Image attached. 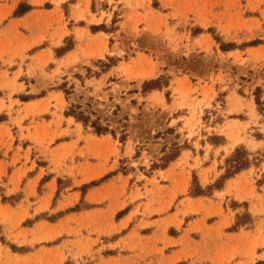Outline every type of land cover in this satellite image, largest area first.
Returning <instances> with one entry per match:
<instances>
[{"label":"rangeland","instance_id":"374dc122","mask_svg":"<svg viewBox=\"0 0 264 264\" xmlns=\"http://www.w3.org/2000/svg\"><path fill=\"white\" fill-rule=\"evenodd\" d=\"M0 264H264V0H0Z\"/></svg>","mask_w":264,"mask_h":264}]
</instances>
